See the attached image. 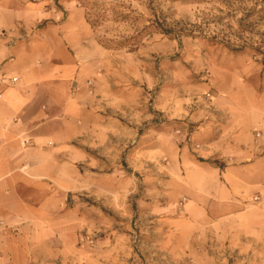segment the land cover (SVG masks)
<instances>
[{"label": "rangeland", "instance_id": "1", "mask_svg": "<svg viewBox=\"0 0 264 264\" xmlns=\"http://www.w3.org/2000/svg\"><path fill=\"white\" fill-rule=\"evenodd\" d=\"M13 1L52 12L57 44L79 32L100 45L73 122L65 239L29 263L264 264V236L199 208L183 162L206 147L202 122L264 123V0Z\"/></svg>", "mask_w": 264, "mask_h": 264}, {"label": "crops", "instance_id": "2", "mask_svg": "<svg viewBox=\"0 0 264 264\" xmlns=\"http://www.w3.org/2000/svg\"><path fill=\"white\" fill-rule=\"evenodd\" d=\"M52 17L0 0V264H30L32 249L64 241L71 215L73 122L89 111L82 76L100 61V45L79 32L57 44ZM41 19L49 22L33 34ZM192 134L206 146L183 160L194 203L240 218L246 235L261 240L264 123L202 122Z\"/></svg>", "mask_w": 264, "mask_h": 264}, {"label": "built area", "instance_id": "3", "mask_svg": "<svg viewBox=\"0 0 264 264\" xmlns=\"http://www.w3.org/2000/svg\"><path fill=\"white\" fill-rule=\"evenodd\" d=\"M15 81H16V79L13 80V82H15Z\"/></svg>", "mask_w": 264, "mask_h": 264}]
</instances>
